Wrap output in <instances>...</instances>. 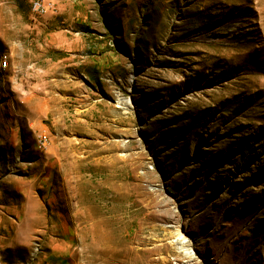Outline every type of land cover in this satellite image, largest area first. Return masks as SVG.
Listing matches in <instances>:
<instances>
[{
  "label": "rangeland",
  "instance_id": "rangeland-1",
  "mask_svg": "<svg viewBox=\"0 0 264 264\" xmlns=\"http://www.w3.org/2000/svg\"><path fill=\"white\" fill-rule=\"evenodd\" d=\"M44 3L0 0V264H264V0Z\"/></svg>",
  "mask_w": 264,
  "mask_h": 264
},
{
  "label": "built area",
  "instance_id": "built-area-1",
  "mask_svg": "<svg viewBox=\"0 0 264 264\" xmlns=\"http://www.w3.org/2000/svg\"><path fill=\"white\" fill-rule=\"evenodd\" d=\"M32 6L33 9L39 13L43 11V9L40 7V0H32ZM38 136H43V143L41 145L46 146L48 143V135L46 133H41Z\"/></svg>",
  "mask_w": 264,
  "mask_h": 264
},
{
  "label": "bare ground",
  "instance_id": "bare-ground-1",
  "mask_svg": "<svg viewBox=\"0 0 264 264\" xmlns=\"http://www.w3.org/2000/svg\"><path fill=\"white\" fill-rule=\"evenodd\" d=\"M45 1V0H44ZM43 0H40V7L43 9V11H41L40 13L44 12L46 8V4L44 3ZM37 12V11H36ZM6 63V62H5ZM43 143V139L41 140Z\"/></svg>",
  "mask_w": 264,
  "mask_h": 264
}]
</instances>
